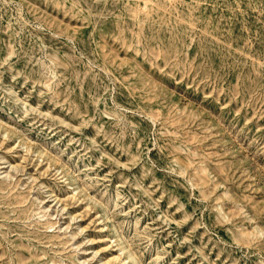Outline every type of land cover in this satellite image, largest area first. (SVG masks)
<instances>
[{
  "label": "rangeland",
  "instance_id": "374dc122",
  "mask_svg": "<svg viewBox=\"0 0 264 264\" xmlns=\"http://www.w3.org/2000/svg\"><path fill=\"white\" fill-rule=\"evenodd\" d=\"M0 264H264V0H0Z\"/></svg>",
  "mask_w": 264,
  "mask_h": 264
}]
</instances>
